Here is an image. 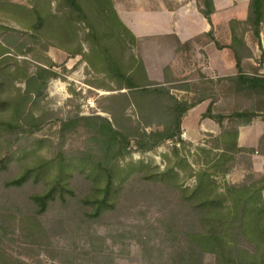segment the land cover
Masks as SVG:
<instances>
[{
	"label": "rangeland",
	"instance_id": "rangeland-1",
	"mask_svg": "<svg viewBox=\"0 0 264 264\" xmlns=\"http://www.w3.org/2000/svg\"><path fill=\"white\" fill-rule=\"evenodd\" d=\"M80 2L95 22L98 35L92 34L85 22H78L60 0H0V54L4 49L8 52L0 57V264H161L165 260L163 230L170 210L174 209L173 215L179 211L177 185L193 188L196 173L212 166L225 146L224 140L233 141L232 136L219 139L223 132L236 129H241L240 142L246 150L235 154V168L227 176L217 177L218 182L251 183L250 177L264 176L254 172V164L259 166L264 155V134L258 137L264 121L258 117L250 125L235 126L226 120L222 129L200 113L185 119L184 127L182 124L185 144L168 141L142 152L132 138V146L119 156L115 148L99 139L104 136L100 132L103 120L130 139V135L145 130L162 129L159 124L168 119L150 112L156 99L137 98L129 90L119 89L102 58L91 55L100 41L113 49L126 73L134 67L133 57L141 59L151 81H175L179 89L189 84V92L172 93L191 102L205 96L209 99L204 106L213 102L216 114L228 116L251 108L253 102L234 95L227 81H218L223 76L216 68L227 64L228 58L224 61L218 56L213 65L205 50L210 44L203 46L207 39L192 40L190 47L180 46L173 37L142 38L133 44L132 38L124 34V41H118V27H113L108 37L104 36L105 28L98 27L95 3ZM249 2H229L228 13L220 18L226 20L229 15L240 22L231 28L228 23L218 26L217 40L228 44L233 31L240 39L245 38L250 53L240 50L246 56L244 71L264 75V23L258 42L250 25L243 23ZM35 8L48 20L45 38L33 30ZM49 43L72 52L82 47L86 58L72 56ZM51 60L58 76L39 96L28 94L27 76L35 75L39 66L50 65ZM233 60L235 57H230L229 65H225L228 68L224 76L237 74ZM81 117L93 120L62 130L63 122ZM8 123L16 128L7 127ZM170 167L178 174L174 186L152 179ZM24 176L23 184L7 185ZM108 176L113 177L111 194L100 214L92 217L98 205L84 201L104 200ZM54 187L58 190L56 199L45 213L38 214L32 197ZM61 187L68 191L61 193ZM167 195L178 206L170 209ZM214 261L213 255H206L205 264Z\"/></svg>",
	"mask_w": 264,
	"mask_h": 264
},
{
	"label": "trees",
	"instance_id": "trees-1",
	"mask_svg": "<svg viewBox=\"0 0 264 264\" xmlns=\"http://www.w3.org/2000/svg\"><path fill=\"white\" fill-rule=\"evenodd\" d=\"M92 1L96 5V12L99 17L98 27L105 28V37L112 35L113 27H118V41H124V34L132 38L133 44L138 40L120 19L115 9L114 0ZM60 3L65 4L70 9L71 14L75 16L78 22H85L92 34H99L95 22L89 15L90 13L85 10L80 0H60ZM14 7L19 10H27L26 7L20 5ZM198 8L200 13L212 24L211 17L215 13L214 0H203V3L198 4ZM33 11L36 15L33 30L36 35L45 38L48 20L36 8ZM238 22L240 21L234 20L230 25ZM243 23L250 25V30L260 42L261 27L264 23V0H250L248 17ZM203 38L207 39L203 46L214 43L219 50L224 48L232 50L237 74L219 78L218 81H227L230 83V89L234 95L246 97L253 102L251 108L235 111L228 116L214 113V103L211 102L203 118L213 120L222 129L226 120L234 122L235 126L250 125L258 117H262L264 121V75L256 72L248 74L244 71L243 60L246 56H243L240 50L244 48L250 53L245 38L240 39L233 31L231 44L224 46L218 42L214 29H212L209 33L195 38L193 42ZM193 42L181 43L178 41L180 46L188 47L192 46ZM49 45L72 56L76 54L86 58L82 47H79L78 51L72 52L62 45L51 43ZM2 50L3 48L0 46V51ZM7 53L4 49L0 57ZM93 54L102 58L106 71L112 75V79L118 84L120 90L127 89L137 98L149 96L156 99L157 103H154L150 112L161 119H168L167 123L159 124L162 129L150 132L145 130L137 135H130V139L124 133L116 131L108 120H103L105 123L100 132H103L104 136L99 139L108 143L110 148H115L119 156L132 146V138H134L136 148L142 152L152 151L168 141L185 144L182 139L184 117L194 107L209 98L201 96L191 102L186 98L177 97L172 93L174 90L189 92L190 85L185 84L182 89H179L175 86V81L166 83L151 81L141 59L133 57L131 61L134 67L130 74L126 73L119 65L113 49L103 41H100L96 48H92L91 55ZM44 65L38 67L35 75L27 76L28 94L39 96L46 89L48 82L58 76L53 69L56 64L52 60L50 65ZM134 104L139 108L137 102ZM91 120L93 119L81 117L63 122L62 130L66 131ZM0 125H2L1 122ZM6 126L11 129L16 128L11 123L6 124ZM224 136H232L233 141L224 140L225 146L221 154L213 160L212 166L203 168L196 173L194 187L190 189L177 185L180 193L178 215H173L175 204L178 206L177 201L174 202L170 195L165 196L168 207L173 210H170L168 222L162 233L165 260L161 264H205L206 255L215 257L214 264H264V176L257 179L253 176L250 177L251 183L231 184L224 182L220 185L217 177L230 174L235 168L233 163L235 154L246 150L238 146V129L232 132L224 131L219 139H223ZM251 151L254 152L255 150ZM180 164L179 162L178 166ZM177 177L175 168L170 167L158 176H152V179L170 187L174 186ZM25 180L26 176L20 177L7 185L19 186ZM113 184V177L108 176V184L105 188L106 197L103 201H84V203L98 205L92 217L98 216L103 204L107 203ZM60 190L61 193L68 191L64 187H61ZM57 192V188L54 187L45 194L32 197L33 202L38 207V214L42 215L47 211L49 204L56 199ZM36 226L40 228L38 220ZM21 264L27 263L21 262Z\"/></svg>",
	"mask_w": 264,
	"mask_h": 264
},
{
	"label": "crops",
	"instance_id": "crops-1",
	"mask_svg": "<svg viewBox=\"0 0 264 264\" xmlns=\"http://www.w3.org/2000/svg\"><path fill=\"white\" fill-rule=\"evenodd\" d=\"M230 1L214 0L215 13L211 17L212 24L200 13L196 0H122L116 1L115 9L122 22L137 39L173 37L181 43H185L209 33L212 29H214L216 39H219L217 35L218 26H224L225 23H228V28H230V23L234 21L229 15L226 20L224 16L220 18L221 14L228 13ZM211 44L215 45L214 43ZM211 44L205 50L208 52L213 65L215 63L214 58L218 56L222 57L223 60L228 58L227 64L229 65L230 57L234 56L232 50L228 48L219 50L216 45L212 47ZM230 44L231 40L228 44L222 45ZM227 64L225 62L223 66L216 68L218 73L223 76L220 78L228 77L223 74L228 68L225 67ZM233 64L236 68V61L233 60ZM205 102L198 104L189 112L188 117H184L183 127L186 123L185 119L187 120L189 116L197 117L200 113L203 115L206 113L209 106H204ZM216 125L220 128L218 124ZM240 132L241 129H239L238 146L245 147L240 142ZM263 134L264 129L258 137L261 138ZM259 161V166L254 164V172L264 175V155L260 157ZM259 167L262 168V171Z\"/></svg>",
	"mask_w": 264,
	"mask_h": 264
}]
</instances>
